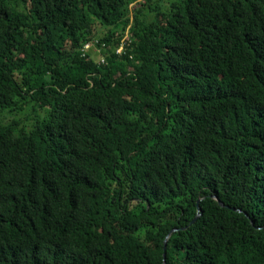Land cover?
Wrapping results in <instances>:
<instances>
[{
	"label": "trees",
	"instance_id": "trees-1",
	"mask_svg": "<svg viewBox=\"0 0 264 264\" xmlns=\"http://www.w3.org/2000/svg\"><path fill=\"white\" fill-rule=\"evenodd\" d=\"M165 263L264 264V0H0V264Z\"/></svg>",
	"mask_w": 264,
	"mask_h": 264
},
{
	"label": "built area",
	"instance_id": "built-area-1",
	"mask_svg": "<svg viewBox=\"0 0 264 264\" xmlns=\"http://www.w3.org/2000/svg\"><path fill=\"white\" fill-rule=\"evenodd\" d=\"M125 49V45H121L117 48L116 52L118 54H121ZM83 51H84V54H86L88 51L89 52H92V51H96L98 52L99 54H101V48L97 47L96 46V41H92V42H89L87 44H85L84 48H83ZM100 63H105L106 62V57L104 55H100V58L98 60Z\"/></svg>",
	"mask_w": 264,
	"mask_h": 264
},
{
	"label": "water",
	"instance_id": "water-1",
	"mask_svg": "<svg viewBox=\"0 0 264 264\" xmlns=\"http://www.w3.org/2000/svg\"><path fill=\"white\" fill-rule=\"evenodd\" d=\"M216 198H218L219 199V201L221 202V204L223 205V206H225L226 205V203L223 201V200H221L219 197H217V196H215ZM202 207H201V201L199 202V215H198V217L195 219V221H192V223H195L200 217H201V215H202ZM239 211H242L241 209H239ZM166 264V263H165Z\"/></svg>",
	"mask_w": 264,
	"mask_h": 264
},
{
	"label": "rangeland",
	"instance_id": "rangeland-1",
	"mask_svg": "<svg viewBox=\"0 0 264 264\" xmlns=\"http://www.w3.org/2000/svg\"><path fill=\"white\" fill-rule=\"evenodd\" d=\"M91 53H92V57H94L95 60H99V57H100V56H99V53H98V52H96V51H92ZM28 112H29V111L25 112V114H22L21 117H25V116L28 114Z\"/></svg>",
	"mask_w": 264,
	"mask_h": 264
}]
</instances>
